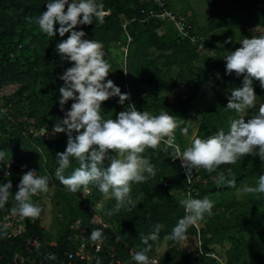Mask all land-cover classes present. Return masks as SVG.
Wrapping results in <instances>:
<instances>
[{"label": "trees", "instance_id": "16d2710c", "mask_svg": "<svg viewBox=\"0 0 264 264\" xmlns=\"http://www.w3.org/2000/svg\"><path fill=\"white\" fill-rule=\"evenodd\" d=\"M45 3L46 0H0V89L6 85L19 86L13 95L0 99V107L8 108L7 116L0 115V149L6 151V160H10V167L9 162L0 161V183L8 179L12 181L8 202L0 208V219L8 215L15 205L14 193L19 183L17 177L30 169H36L38 174L47 173L51 179H56L57 192L63 197V208L58 215L60 230L55 239L56 245L52 246L51 233L48 234L41 227L44 206L39 199L41 213L33 219L22 217L25 231L21 235L8 238V232H0V264H14L13 259L17 254L30 257L34 260L33 264H54L46 255L54 253L60 258L64 256V252L75 243L71 226L78 221L85 232L76 240V246L83 241L88 245L96 242L89 238V234L93 228L103 227L81 202V192L87 188L91 189L90 196L95 201H102L97 214L108 224L104 228L102 242L113 246L128 264H135L130 251L144 247L142 237L151 233L156 223L163 227L158 238L149 241L152 248L148 255L157 259V264H221L210 254L211 247L226 243L230 245L226 252V264H264V194L245 193L240 199L236 197L239 189L246 185L255 186L258 175L264 173V161L258 156L243 155L234 164H222L212 172L201 168L197 175L193 173V181H188L186 174L180 172L181 159L171 158V148H166L163 143L154 149L146 148L142 155L147 156L155 165L158 170L156 176L132 184L130 195L134 200L140 197L135 208H121L111 215L108 213L114 207L115 199L107 198L104 201V194L95 185L89 184L87 188L82 186L78 192H70L60 183L54 175L58 167L55 154L64 151L67 135L62 132L41 136L36 135V132L52 130L70 108L72 100L64 105L63 110L59 106L58 89L63 82L59 80L58 73L71 65L68 61H62L55 51V44L59 41L44 40L29 31L38 27L35 18L46 10ZM102 3L105 10L110 12L104 17L103 23L93 19V24L77 27L83 28L87 38L103 43L106 57L114 44H127L131 39V64L125 69L130 84L152 87L154 98L147 104V108L153 109L161 104L164 110L176 116L179 122L175 130L176 142L183 149L186 135L193 132L196 124L193 99L204 85L207 74L212 71L222 73L224 79L234 76V87L241 86L243 74L240 77L234 72L226 74V61L223 57L200 55L198 47L191 41L190 37L195 34L190 28L189 36L186 37L173 24L159 18H151L142 23L144 10L147 13L171 10L168 2L155 4L153 0H102ZM162 3L165 4L161 6ZM242 11L253 18L251 23L243 21L246 36H251L248 28L252 26L264 28V0H243ZM220 25L226 27L230 23ZM163 26L168 27L169 33L159 36L157 31ZM29 49L31 54H27ZM17 51L22 52L20 57ZM157 53L160 56L155 58L153 54ZM160 57L165 59L163 68L159 65ZM197 62L200 65L195 66ZM176 67L182 71L179 80L184 79V73L198 78L191 91L178 93L175 100L170 102L164 93L176 88L179 83L173 75ZM258 84L259 81L254 78L253 87L257 93ZM121 91L128 93L126 88H121ZM101 107L102 116L106 112H119L122 109L117 97L103 101ZM137 109L140 110L139 105ZM233 118L236 117L208 109L203 114L201 128L196 135L206 137L219 128L227 131L228 122ZM184 127L188 129L187 134L180 132V128ZM77 166L75 158H71L70 166L64 174L69 175ZM227 168H231L232 173L228 176L225 172V175L236 179L235 187L216 183L218 173ZM5 170L11 175L5 176ZM182 189L189 190L193 197L208 195L216 198L212 215L218 212L207 218L204 227L198 230L190 226L187 229L185 237L200 238L201 247L196 255L177 248L179 241L166 238L178 218L184 215V209L177 199V193ZM34 241H37L36 245H33ZM162 243L166 244L167 249L159 254L158 248ZM104 253L98 256H101V264H109L110 260L103 258ZM76 264L84 263L76 259ZM92 264H96V260Z\"/></svg>", "mask_w": 264, "mask_h": 264}, {"label": "clouds", "instance_id": "9594fccd", "mask_svg": "<svg viewBox=\"0 0 264 264\" xmlns=\"http://www.w3.org/2000/svg\"><path fill=\"white\" fill-rule=\"evenodd\" d=\"M45 5L46 10L35 18L39 30L49 38H54L57 33L63 38L68 33L66 38L55 44V51L62 61H68L71 65L58 73L59 80L63 82L58 89V103L62 110L69 100L72 103L63 119L52 129L55 133L67 135L64 151L55 154L58 167L54 175L68 191L78 192L82 186L95 185L105 198L115 199L109 215L121 208H135L140 197L134 200L130 195L132 184L155 177L158 171L142 153L146 148L154 149L161 143L171 148L173 160L181 159V167L185 169L188 181L200 168L212 172L222 164H234L243 155L258 156L264 161V102H260L253 87L255 78L264 88V32L250 37L242 36L238 41L240 47L223 52L225 73L230 75L234 72L237 77L243 74L241 86L229 89L225 108L239 114L259 104L258 110L247 119L242 115L231 119L227 131L219 128L206 137L193 133L190 144L182 149L175 135L179 122L164 108L152 112L138 110L129 103L116 114L115 119L101 115L103 101L119 97L118 103L124 105L130 97V93L122 92L113 80L106 79L111 64L105 58L103 43L87 38L83 28L77 27L93 24V19L103 23L108 12L102 0H46ZM231 40V37L226 38L223 43L228 44ZM180 132L187 134V127L180 128ZM71 158H75L78 166L65 175ZM0 161L9 162L10 167V160H6V151L2 149ZM22 167L26 168L27 165ZM225 172L231 176L232 169L219 172L216 183L235 187L236 179L227 178ZM10 175L5 170V176ZM50 180L49 174H38L36 169L23 172L14 193L15 205L10 211L21 217L39 216L41 207L33 202L32 196L47 193ZM10 189V179L0 183V208L8 202ZM240 191L264 194V173L258 175L255 186L246 185ZM179 204L184 209V215L178 218L166 237L176 241L185 238L190 226L197 225L206 215H212L215 200L208 195L193 197L188 192L185 198L179 200ZM106 227L107 224L104 225ZM162 227L156 223L153 231L142 237L144 247L131 253L135 264H156L148 255L152 248L149 241L158 238ZM104 228H93L89 238L102 241ZM96 264H101L99 258Z\"/></svg>", "mask_w": 264, "mask_h": 264}, {"label": "rangeland", "instance_id": "374dc122", "mask_svg": "<svg viewBox=\"0 0 264 264\" xmlns=\"http://www.w3.org/2000/svg\"><path fill=\"white\" fill-rule=\"evenodd\" d=\"M105 1V0H104ZM162 2H168L170 5V9L168 10L169 15L167 16V22L174 25L175 29L179 31V29L183 28V26L190 27V29L195 34V43L198 47V52L200 55H214L217 57H223V52L228 50H234L237 47H240L238 41L245 35V29L243 21L247 23H251L253 18L251 15H245L242 11V1L243 0H161ZM165 3H163L164 5ZM110 12H108L109 14ZM230 23L229 26L221 27L220 23ZM127 21L124 23L126 24ZM242 23V24H241ZM254 30V33H253ZM31 33L37 35L39 37H43L44 40H55L60 41L63 39L62 37L57 35L54 38L46 37L39 28H31L29 29ZM249 33L259 34L260 32H264V28L259 26H252L248 28ZM159 36H163L168 34V27L163 26L157 31ZM231 37L232 40L228 44H224V40L226 38ZM131 39L128 40V43H116L112 46L109 55L106 57L109 59L111 64L110 72L106 79H111L113 82L118 85L120 88H126L128 93H130L129 100L122 105V110L127 106V104L132 103L136 107L139 105L140 110H147L152 112L159 111L162 107L161 104L157 105L153 109L147 108V104L151 102L154 98V91L152 87L146 85H131L130 78L127 77L126 72L123 70L126 69L127 65L131 64V60L129 57V53L133 50V46L130 44ZM219 45H223V47H219ZM204 46V47H203ZM20 49V48H19ZM21 50V49H20ZM33 50V49H32ZM21 56L22 52L17 51L16 53ZM26 54V53H25ZM27 54H31V50L29 49ZM155 58L159 57L160 54H153ZM160 66L164 67V58L160 57ZM200 65L199 62L195 63V66ZM207 67V66H206ZM181 69L176 67L173 70L174 78L179 80L178 76L181 73ZM184 79L179 80L176 88L166 91L164 93L165 97H168L170 102L175 100V97L178 93L191 91L194 87V82L198 77H194L189 75L188 73H184ZM234 76H227L225 79L223 78L222 73L218 72H209L206 76V81L204 85L201 87L200 91L196 94L193 99V103L195 104V126L193 132L185 137V146L190 144L193 133L197 134L201 128V119L203 118V114L211 109L213 111H221L224 114L226 113L229 117H237V116H245V119L254 114L256 110L259 108V104L254 105L252 108L245 110L242 113H236L234 110H228L225 108L227 104V95H229V89L234 88ZM7 86V85H6ZM18 85H12L11 89L8 93L13 95L18 90ZM259 93L255 91L260 102H264V88L260 87V84L257 85ZM4 94V93H3ZM11 95H8L11 96ZM7 97V98H8ZM119 100V97H117ZM2 109L8 110V108L1 106L0 107V115L2 113ZM118 112H106L103 116L112 117L115 119L116 114ZM179 126V123H178ZM4 135V133H2ZM46 135H55V132L50 130L46 131ZM181 174H185V169L180 166ZM201 170V168H200ZM199 170V171H200ZM198 172H195L196 175ZM197 177V176H196ZM20 180V177H17ZM191 181H193L191 179ZM242 189V188H241ZM239 189L236 192V197L238 199L242 198L245 193L240 191ZM71 192V191H70ZM91 189L87 188L82 190L81 192V202L84 207L89 208L92 215L96 220H100V216L97 214L98 209L101 206L102 201H95L91 195ZM189 190H180L177 193V199L185 198L186 194ZM39 199L42 200L44 206V214L41 215V227L45 232L51 233L52 243H56L55 239L57 238L60 230L58 215L61 213L63 208V197L57 192V184L56 179L50 180V189L47 193H37L32 196V200L35 203L39 204ZM107 198H103L105 201ZM211 199L215 200V196ZM216 211L215 213H217ZM214 213V214H215ZM213 214V215H214ZM211 215V216H213ZM209 216H205V218L200 221L195 227L200 230L204 227L206 220ZM29 219H33V217H27ZM76 223V222H75ZM74 223V224H75ZM73 224V226H74ZM25 223L22 219V223L20 226H8L4 228L3 231H8L9 233H19V229L23 228ZM76 226V225H75ZM74 226V227H75ZM75 239H77V235L75 234ZM177 248L181 250H187L191 252L193 255H196L201 247V241L199 236L185 237L176 244ZM229 244L223 245H212L211 247V255L215 256L218 262L221 264H226L227 255L226 252L229 249ZM167 246L165 243L158 248L159 254H162L166 251Z\"/></svg>", "mask_w": 264, "mask_h": 264}, {"label": "built area", "instance_id": "2783aa9c", "mask_svg": "<svg viewBox=\"0 0 264 264\" xmlns=\"http://www.w3.org/2000/svg\"><path fill=\"white\" fill-rule=\"evenodd\" d=\"M155 4L160 3L161 0H153ZM161 6H163V3L161 4ZM169 11L163 9L161 13H155L154 11H151L149 13H147L144 10V14H145V18L142 19V23H145L146 21H148L151 18H159L162 20H167V16L169 15L168 13ZM188 28L187 26H183V28L179 29V33L183 34L184 36L188 37ZM191 41L192 43H195L196 41L193 40V38H195L194 36H191ZM12 85H7V86H3L0 89V99L6 98L8 97V95H11V93H8L9 90L11 89ZM4 93V94H3ZM1 116H7V110L2 109L1 110ZM36 135H41V136H46V131L45 130H39L36 132ZM186 174V172H185ZM192 179V178H191ZM191 181V180H190ZM100 220H96V222L102 226L104 228V225L107 224L106 222H104V220L99 217ZM22 223V217L19 216L18 214H13L12 212H10L8 215L2 217V219H0V232L5 230L4 228L8 227V226H20V224ZM76 225V226H75ZM108 225V224H107ZM75 226V227H74ZM74 226H71V230H73L74 234L77 235V239L81 238V235L85 232V230H82L81 228V224L80 222H76L74 224ZM107 228V227H106ZM25 231V226H23V228L19 229V233L15 232V233H9L8 231V238H15L18 237L19 235H21L23 232ZM75 238V235H74ZM75 239V243H73L72 247L70 249H68L67 251L64 252V256L62 258L59 257V255L54 254V253H48L46 255V257L53 261L54 264H76V259H78L79 261H81L84 264H92V262L94 260H96L97 258H101L98 257L100 254H102L103 252H105L103 255V258L109 259L110 263L109 264H128L126 262V260L123 258V256L116 252L115 248L113 246H109V245H105L102 241H96V242H92L90 245H88L86 243V241H83L79 246H76V240ZM85 240V239H83ZM37 241H34L33 245H36ZM52 246H55L56 243H51ZM133 250L130 251V253H132ZM156 264L157 259H154ZM13 263L14 264H33L34 260L31 259L30 257H24L22 255L17 254L14 259H13Z\"/></svg>", "mask_w": 264, "mask_h": 264}]
</instances>
